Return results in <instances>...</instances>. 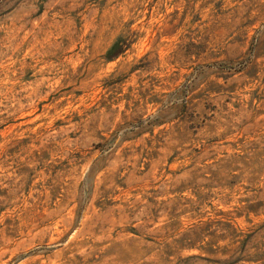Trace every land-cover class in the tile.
<instances>
[{"label": "rangeland", "instance_id": "1", "mask_svg": "<svg viewBox=\"0 0 264 264\" xmlns=\"http://www.w3.org/2000/svg\"><path fill=\"white\" fill-rule=\"evenodd\" d=\"M0 264H264V0H0Z\"/></svg>", "mask_w": 264, "mask_h": 264}]
</instances>
